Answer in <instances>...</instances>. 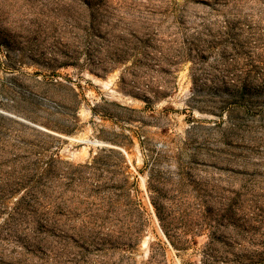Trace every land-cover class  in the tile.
I'll use <instances>...</instances> for the list:
<instances>
[{
  "label": "rangeland",
  "instance_id": "374dc122",
  "mask_svg": "<svg viewBox=\"0 0 264 264\" xmlns=\"http://www.w3.org/2000/svg\"><path fill=\"white\" fill-rule=\"evenodd\" d=\"M0 264H264V0H0Z\"/></svg>",
  "mask_w": 264,
  "mask_h": 264
},
{
  "label": "trees",
  "instance_id": "16d2710c",
  "mask_svg": "<svg viewBox=\"0 0 264 264\" xmlns=\"http://www.w3.org/2000/svg\"><path fill=\"white\" fill-rule=\"evenodd\" d=\"M103 152H105L107 155V157H111L112 154H118V155H121V152L119 151H116L114 149H103ZM103 164L104 163V159L102 157H100L99 155H97L94 160H93V165H98V164Z\"/></svg>",
  "mask_w": 264,
  "mask_h": 264
}]
</instances>
